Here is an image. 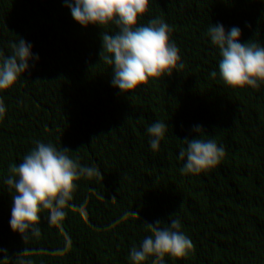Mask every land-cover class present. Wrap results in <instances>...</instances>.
I'll return each instance as SVG.
<instances>
[{"label":"trees","instance_id":"1","mask_svg":"<svg viewBox=\"0 0 264 264\" xmlns=\"http://www.w3.org/2000/svg\"><path fill=\"white\" fill-rule=\"evenodd\" d=\"M157 17L184 67L122 93L100 57L102 35L119 30L114 23L84 27L65 0H0V51L10 55V42L23 39L33 57L0 92V264L5 254L19 264L24 250L22 264H132L131 249L150 235L145 224L173 215L194 247L164 264H264V83L226 86L207 36L210 25L226 34L237 27L239 43L264 47V0H149L137 26ZM157 121L167 127L153 151L147 128ZM197 125L225 156L182 174L179 151L185 138H198ZM36 141L68 149L100 175L76 181L57 223L42 210L40 235L24 240L10 227L15 192L5 181Z\"/></svg>","mask_w":264,"mask_h":264},{"label":"clouds","instance_id":"2","mask_svg":"<svg viewBox=\"0 0 264 264\" xmlns=\"http://www.w3.org/2000/svg\"><path fill=\"white\" fill-rule=\"evenodd\" d=\"M73 19L86 27L114 23L118 32L102 35L104 63L112 66V86L122 93L134 91L149 79H158L164 74L172 75L176 68L183 69L179 49L169 39L171 29L160 18L149 21L147 25L137 26L138 19L148 11L149 0H65ZM241 31L233 27L227 34L222 25L209 26L207 36L218 49L219 77L232 88H258L264 83V47L252 41L239 43ZM11 54L5 56L0 51V92L15 85L29 68L32 59L31 44L23 39L10 42ZM38 59V57H36ZM212 78L217 72L210 73ZM6 107L0 98V119L4 117ZM166 125L155 122L147 128L153 151L159 149L164 138ZM198 138L182 142L186 147L179 151V159L185 164L182 174H200L215 167L225 156V149L208 137L203 128L194 126ZM66 148L57 150L51 143L35 142V147L24 156L22 163L9 166L10 175L5 183L14 190L10 227L19 232L24 240L28 235L39 236L36 225L40 221V212L49 211V224H55L64 216L63 209L72 200L76 181L81 177L89 179L100 175L95 167L81 166L78 160L69 155ZM150 235L145 236L139 248L130 251L132 264H143L149 257H155L152 264H164V257L183 258L192 251L194 245L181 231V223L174 215L168 223L159 220L145 224ZM22 252L18 258L22 264ZM8 257L5 254L4 264Z\"/></svg>","mask_w":264,"mask_h":264}]
</instances>
